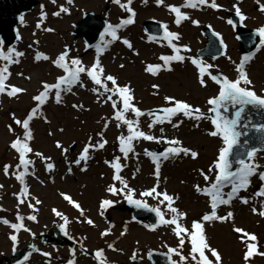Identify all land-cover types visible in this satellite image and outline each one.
I'll list each match as a JSON object with an SVG mask.
<instances>
[{
    "label": "rangeland",
    "instance_id": "374dc122",
    "mask_svg": "<svg viewBox=\"0 0 264 264\" xmlns=\"http://www.w3.org/2000/svg\"><path fill=\"white\" fill-rule=\"evenodd\" d=\"M121 2L126 3V0ZM216 2L221 5L219 9H213L207 4L198 5L196 8H182L181 11L186 13L189 19L182 21L178 26L175 23V14L167 6H181L185 0H164L161 5H157L156 0H132L130 6L136 13L133 17L134 22L120 28L118 30L120 39L113 41L100 54L97 53V46L102 44L101 39L90 46L85 38L74 36L72 32L74 25L86 11L101 14L108 24L116 25L130 15L119 5L108 0H72L71 4L67 0H55V3L53 0H40L33 12L24 16L23 24L19 27L20 39L14 47L25 55L19 58V63L10 65L11 75L6 84L21 87L26 91L14 97L0 94V185L3 186L0 188V221L4 219L9 221L8 224L0 222L2 264H5V256L10 257L14 249L26 247L33 235L48 233L52 226L64 224V220L56 216L53 209L68 217L69 223L65 225L68 233L84 247L93 251L104 249L107 264H131L130 257L134 254L140 263L148 264L150 261L147 259V254L150 251L168 252V247L178 245V238L171 227L159 225L155 230L144 227L150 224L146 219L133 215L135 205L126 206L123 194L114 196L106 191L110 184H115L117 188L121 185L113 180L114 170L105 161L111 162L115 156H121L120 162L123 165L121 175L135 190L134 198L141 199L139 193L157 183V177L154 175L155 165L151 157L145 155V150L161 153L168 145L164 140L159 143L143 139L134 141V152L129 153L128 158L124 159L119 151L118 137L127 134L126 126L117 127L118 122L113 118L114 109L111 102L105 103L103 97L97 99V94L92 91L95 85L84 74L81 75L84 87L76 85L71 92L63 93L61 104L55 103L53 95L42 107L41 111L48 122H45L38 113L30 123L34 139L30 142L33 153L28 154V158L34 163L29 166V174L25 177L29 196L24 204L18 205L16 194L20 193L21 185L12 175V172L18 171L15 167L19 162L18 153L10 147V144L17 136H22L23 129L15 124L12 116L15 114V117L21 120L25 118L35 106L32 97L42 90V83H54L58 76L63 75L62 70L54 66L51 60H54L66 47L70 50L69 60L78 57L84 65L90 67L99 55L106 74L118 77L121 85L130 84L134 91V102L146 113L139 118L141 130L157 138H178L184 147L198 153L195 159L183 154L167 160L161 159L158 190L166 189L169 194L178 196L174 206L187 214L181 221L186 227L190 228L194 220L199 221L204 213L210 212L209 198L196 192L194 188L197 184L201 187L205 186L200 170L207 171L216 160L219 148L223 146L219 137L208 135L213 129L210 121L208 119L197 121L180 114L173 118V123H179L177 128H173L172 124L165 121L149 129L148 124L152 122L153 117L147 113L170 106L164 97H174L177 91L182 93L180 100L187 101L207 113L210 107L207 99L218 93V85L206 77L207 86L202 87L198 83V77L196 80L193 78V70L197 71V69L188 59L189 57L212 65L210 70L213 74L221 72L230 79H235L237 75L235 66L243 56L253 54L245 68L256 92L264 93V46H260L254 53H243L240 50L236 28L233 23H228L229 13L235 12L234 5L237 4L246 16L243 21L246 28L257 29L264 25V12L259 9L257 0H216ZM260 3L264 4V0H260ZM61 6L68 8L69 11L60 12L59 16L53 15ZM42 12L45 13L43 19ZM193 20L199 23L193 24ZM152 21L160 26L166 24L169 31L179 33L180 39L173 42L178 46L187 45L189 49L185 51L181 47V55L186 57L184 62H172L171 71L161 70L157 76L146 73L144 67L149 63L162 64L159 56L173 53L167 41L162 39L163 36H154L145 29L147 22ZM38 23L41 25L39 28H37ZM205 27H211L219 33L226 45L224 54L218 58H213L212 55L204 57L198 55L206 46L207 37L203 33ZM48 28L53 31H45ZM107 39L109 38L106 37L104 42ZM123 39H128L133 47L129 49L123 44ZM8 47L3 45L5 51ZM37 51L47 54L51 59L35 61L34 56ZM3 63L0 61V65ZM121 64L124 65L123 68L120 67ZM20 73L23 75H19ZM167 82L172 84L166 85ZM154 84L159 86L158 89H153ZM73 104L83 107L73 108ZM126 115L135 119L132 113ZM106 122L107 128L104 127ZM161 128L163 132L160 131ZM98 133H103V136ZM89 137L92 138L93 143L101 139L107 140V143L103 149L90 150V158L86 165L84 162L80 165L74 164L73 161L89 142ZM57 141L69 148L66 154L56 147ZM36 151L41 152L45 157H51L50 162L55 165L52 171L46 169L48 161L34 155ZM255 162L264 166V151L257 153ZM5 164L11 166L8 175L3 172ZM69 167L72 168L71 173L68 172ZM82 168L86 170L82 171ZM251 181L250 187L239 194L241 197L249 198L247 205L241 203L239 199H234L230 206L222 205L217 210L218 215L232 211L233 220L205 224L208 242L221 253L222 264H264V256L258 254L264 252V217L251 211L252 207L260 209L264 197L253 195L261 185L258 177H252ZM38 188L41 189L40 196L35 195ZM68 191H72L70 196L81 205L85 213L84 217H81L80 211L60 195V193L68 194ZM35 199H39L41 203L35 204ZM104 199H110L114 204L101 215L100 203ZM143 199L152 207H160L165 212V217L169 218L170 214L165 205H159L157 199L152 197ZM29 203L33 204V208L28 206ZM18 214L24 217L23 221L17 220ZM30 215H35L36 220L27 219ZM87 218H91L94 225H89L86 222ZM12 223H23L28 231L24 228L16 231L11 228ZM125 226L127 232L121 236ZM234 227L254 233L258 238V253L248 262L243 258L245 245L240 241V234L233 231ZM109 228L110 233L102 236L101 233ZM12 235L17 236L15 243L11 240ZM33 241L38 244L42 253L32 254L21 264H69V261H73V264H98L97 259L87 256L79 249L71 250L65 245L58 246L56 243L44 244L38 237ZM108 244H113L116 250L109 249ZM189 252L190 244L186 241L182 254L187 256ZM43 253L49 255L45 256ZM172 256L179 262L178 257L174 254Z\"/></svg>",
    "mask_w": 264,
    "mask_h": 264
},
{
    "label": "snow or ice",
    "instance_id": "6c2138e0",
    "mask_svg": "<svg viewBox=\"0 0 264 264\" xmlns=\"http://www.w3.org/2000/svg\"><path fill=\"white\" fill-rule=\"evenodd\" d=\"M67 2L71 4L72 0H67ZM112 2L125 9L130 15L116 25L110 23L106 25L104 31L100 34L102 44L97 46L98 54L102 53L113 41L120 39L118 36V30L126 25H131L134 22L133 17L136 15L130 6L132 0H126V3H122L121 0H112ZM163 2L164 0H156L157 5H161ZM53 3H55V0H53ZM206 4L213 9H219L221 7L216 0H210V3L209 0H185V3L181 6L168 5L167 7L175 14V23L179 26L182 21L189 19L187 14L181 11L182 8H196L198 5ZM257 4L259 9L264 12V4L260 3V0H257ZM234 8L240 21H244L246 16L242 13L238 4L234 5ZM68 11V8L61 6L60 10L53 13V15L59 16L60 12L67 13ZM44 16L45 13L42 12V19ZM20 19L22 20L23 17L21 16ZM192 23L198 24L199 22L193 20ZM228 23L232 24L233 22L229 19ZM40 26V23H38L37 28ZM161 27L164 30L162 39L167 41V45L171 48L173 54L159 56V60L162 61V64L149 63L146 65L144 71L152 76H157L161 70L171 71L172 62H184L186 57L181 55V47H183L185 51L189 50L187 45L178 46L173 42L180 39L179 33L169 31L166 24H162ZM45 31H53V29L48 28L45 29ZM256 33L260 37V46H264V25L258 27ZM106 37L109 39L104 42ZM17 39H20L18 34ZM150 39H155V37H150ZM122 42L129 49L133 47L128 39H123ZM4 43V40L0 38V61L4 62L0 65V94H7L9 97H14L19 93L25 92L26 89L6 84V81L11 75L9 67L13 63H19V58L23 57L25 54L16 50L14 46H9L7 51H5L3 48ZM221 43L223 44V41H221ZM224 47L226 48V45H224ZM69 53L70 50L66 47L65 50L58 54L54 60H51L54 66L62 70L63 75L58 76L54 83H42V90L32 97L35 106L31 108L26 117L21 120L16 118L15 114L12 116L15 124L23 129L22 136H17L10 144V147L18 153L19 162L15 166L18 171L12 172V175L15 176V179L21 185L20 193L16 194L18 205L24 204L29 196V189L25 177L29 174V166L34 163L28 158V154L33 153L30 142L34 139L30 123L38 113L44 118L45 122H48L47 117L44 116L41 111L42 107L53 97V95L55 103L61 104L63 93L71 92L73 86L76 85L84 87L85 85L81 79V75L84 74L95 85V87L92 88V91L97 94V99L99 100L103 97L105 103L111 102V106L114 109L113 118L118 122L117 127L126 126L127 134H121L118 137L119 151L122 153L124 159L128 158L129 153L134 152V141L143 139L145 141H156L159 143L161 140H164L168 145V147H166L161 153L145 150V155L151 157L155 165L154 175L157 177V183L153 187L139 193L141 199L134 198L136 195L135 190L128 185V182L121 175L123 168V165L120 162L122 158L121 156H115L111 162L107 160L105 161V163L109 164L114 170L113 180L118 181L121 185L120 188H117L115 184H110L106 191L114 196L123 194L129 204L135 205L137 208H145L149 211H153L157 217V223L144 225V227L152 230H155L158 225H167L171 227L173 233L178 238V245L177 247H168V253L174 254L178 257L179 264H222L221 253L208 242L205 233V224L213 221L226 222L233 220L234 213L232 211H228L225 215H218L217 210L222 205L230 206L234 199H239L241 203L247 205L249 203V198L241 197L239 194L241 191H246L250 187L252 182L251 178L254 176L258 177L261 185L253 195L264 197V170H261L264 166L255 162L257 153L259 151H264V135L259 138L261 147L249 146V141L245 139L243 141L244 148L242 150L240 149L241 137L247 134L245 130L252 128L256 132L264 134V122L252 123L249 119L247 123H242L247 118V113L249 111H264V93L258 94L256 92L253 87V81L250 79L245 68V65L252 59L253 54L243 56L239 64L235 66L237 73L235 79H230L222 73L213 74L210 70L213 67L212 65L197 58H188L198 71V83L202 87L207 86L206 77L218 85V93L207 99V104L210 106L207 113H211V116L201 111L199 107H195L187 101L171 96L164 97V100L170 106L161 109H154L147 113V115L153 117L152 122L148 124L149 129L156 124H163L165 121L172 124L173 128H177L179 127V123H173V118L180 114L197 121L208 119L213 126V129L208 132V135L219 137L222 140L223 146L219 148L216 160L211 166H209L206 172L203 169L200 170V175L205 181V186L201 187L199 184L194 186L196 192L209 198L210 212L204 213L199 221L194 220L189 228L181 222L186 218L187 214L174 206L178 196L169 194L166 189L158 190L161 167L160 161L161 159L167 160L170 157L179 156L181 154L185 156L190 155L191 158L195 159L198 157V153L188 147H184L182 141L178 138H157L141 130L139 118L146 115V113L134 102L135 97L133 89L130 84H119L118 77L115 75L106 74V70L101 64L99 55H97L91 66L88 67L84 65L82 60L78 57H73L69 60ZM34 59L35 61H48L51 58L47 54L37 51ZM120 67L123 68L124 65L121 64ZM19 75H23V73H20ZM27 78L30 79V77ZM109 84L111 86H109ZM152 87L153 89H158L159 86L154 84ZM72 107L82 108L83 105L73 104ZM230 109H232V112L229 115L228 113ZM128 113L134 114L135 119L128 118L126 115ZM104 127H108L107 122ZM9 130L11 131V126H9ZM60 131H63V129H60ZM160 131L163 132V128H161ZM49 134L51 135L52 133L50 132ZM98 135L102 137L103 133H98ZM106 143L107 140L104 139L93 143L92 138L89 137V142L84 145L82 151L73 163L80 165L84 162L86 165L90 158V150L96 148L103 149ZM56 147L61 149L64 154L69 151V148L64 147L59 141L56 142ZM34 155L48 161L46 163V169L48 171L54 169V163L50 162L51 157H45L39 151H36ZM10 167L11 166L8 164L3 166V172L5 175L9 174ZM21 168L23 170H20ZM81 170H86V168H82ZM68 172H72L71 167L68 168ZM2 187L3 186L0 185V188ZM225 189L228 190L225 191ZM60 195L65 201L80 211L81 217H84V210L78 202L73 200L68 194L60 193ZM146 197L157 199L159 205H165L167 212L170 214L169 218L165 217V212L162 211L160 207H149L143 199ZM40 203L41 201L39 199H35V204ZM113 204L114 201L110 199L102 200L100 203V214L103 215L104 210ZM28 206L33 208V204L31 203H29ZM251 211L254 214L264 217V203H261L259 210L256 207H252ZM53 212L56 216L61 217L64 220V224L61 225V230L64 231L65 225L69 223L68 217L56 209H53ZM27 219L35 221L36 216L30 215ZM17 220L23 221L24 217L18 214ZM0 222H3L4 224L9 223L6 219ZM86 222L89 225H94V221L91 218H87ZM10 226L16 231L24 228L23 223H12ZM24 230L28 231L27 228H24ZM110 231V228L106 229L101 235L106 236ZM233 231L240 234V241L245 245L243 258L248 262L254 254L258 253V238L254 233H249L240 227H234ZM126 232L127 226H125L124 230L121 232V236L125 235ZM67 234L68 233L65 231V235ZM69 238L71 239V237ZM11 240L15 243L17 236L12 235ZM186 241L190 244V252L187 256L182 254ZM108 248L116 250L113 244H108ZM258 254L264 256V252H259ZM43 255L48 256L49 254L43 253ZM148 255L149 258H151V252H149ZM95 257L98 264H107L106 257L104 256V249H98L95 252ZM209 257H211V259ZM132 258H135V254ZM24 259L27 260L28 257L25 256ZM169 259L170 264H178V261L171 259V256ZM69 264H73V261H69Z\"/></svg>",
    "mask_w": 264,
    "mask_h": 264
},
{
    "label": "water",
    "instance_id": "95a60500",
    "mask_svg": "<svg viewBox=\"0 0 264 264\" xmlns=\"http://www.w3.org/2000/svg\"><path fill=\"white\" fill-rule=\"evenodd\" d=\"M38 2L39 0H0V38L4 40L5 45L12 46L17 42V34L19 35L18 26L22 25L23 23V19H20L21 16L23 17L31 13L34 10L35 6L38 4ZM230 15L231 20L235 24L238 31V37L241 42V50L243 52H249L258 47L260 45L257 40L259 35L256 33V30L246 29L244 27L243 22L240 21L236 13L231 12ZM107 24L108 22L102 15L96 14L93 11H89L84 13L83 18L75 24L73 33L75 34L76 38L83 37L85 38L88 44H92V42L100 39V34L103 32ZM157 25L158 23H155L153 21L147 22L146 28L149 32L161 36L163 35L164 30L160 25ZM204 33L207 35L208 41L206 43V47H204L199 52V55H212L213 57H217L222 54L224 52L225 47L224 43H221V41H223L221 36L218 33L214 32L210 27H205ZM231 112L232 109L229 110L228 114L230 115ZM208 114L210 116L212 115L211 113ZM249 119L252 123L264 122V111H249L247 113V118L242 123H247ZM245 131L247 134L241 137L240 149L242 150L244 148L243 141L245 139L249 141V146L261 147L259 138L264 134L258 133L252 128H249ZM156 150H160V148H157ZM126 206L133 205L127 202ZM133 215L138 218H146L151 224L157 223V217L155 213L153 211H149L148 209L141 211L134 206ZM51 230L53 231V234L55 236H53L52 234L42 233L40 235V238L43 242L55 241L59 245L66 244L71 249L76 246H79L87 254L95 256V252H90L83 248L69 234L65 235L66 229L62 231L61 225L54 226ZM69 237H71V239ZM36 249V246L31 245L27 249L15 250L13 257L10 260L6 258L7 264H18L24 261L25 256L29 258V256ZM170 256L172 259V255L169 253L152 251L151 258L149 259L152 261V264H170ZM131 260L135 264L138 263V260L135 258H131Z\"/></svg>",
    "mask_w": 264,
    "mask_h": 264
},
{
    "label": "bare ground",
    "instance_id": "6f19581e",
    "mask_svg": "<svg viewBox=\"0 0 264 264\" xmlns=\"http://www.w3.org/2000/svg\"><path fill=\"white\" fill-rule=\"evenodd\" d=\"M144 69H145V67H144ZM193 73H194V74H193V78L196 80V77H198V73H197L196 70H193ZM171 84H172V83H170V82H167V83H166V85H171ZM193 88H194V87H193ZM194 89H195V88H194ZM175 93H176V96H174V97L177 98V99H180V98H181L180 96L182 95V93H181V92H178V91L175 92ZM93 188H94V186H93ZM38 191H39V192H38ZM38 191L35 193V195L40 196V194H41V189L38 188ZM69 191H70V190H69ZM69 191H68V194L71 195V194H72V193H71L72 191H71V192H69ZM39 193H40V194H39ZM207 209H209V208H207Z\"/></svg>",
    "mask_w": 264,
    "mask_h": 264
}]
</instances>
